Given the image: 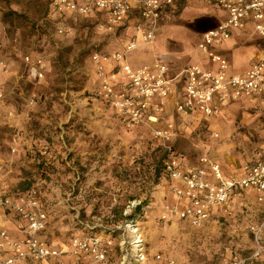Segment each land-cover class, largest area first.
Here are the masks:
<instances>
[{"label":"rangeland","instance_id":"374dc122","mask_svg":"<svg viewBox=\"0 0 264 264\" xmlns=\"http://www.w3.org/2000/svg\"><path fill=\"white\" fill-rule=\"evenodd\" d=\"M49 4L0 0V61L8 70L0 71V190H17L25 181L41 187L56 204L46 235L59 245L80 234L73 218L82 214L92 229L100 228L98 235L110 237V264L134 262L139 251L146 255L143 264H151L156 252L175 264H221L234 253L244 264H264V205L252 191L233 196L201 226L174 215L162 218L165 206L182 204L173 192L176 182L157 174L162 152L155 146L165 153L163 145L146 126L132 133L116 127L88 96L98 82L87 73L88 55L120 47V38L97 19H66L68 33L59 34L48 24ZM184 7L170 12L153 44L128 54L131 67L160 61L164 52L177 59L165 61L171 67L213 65L197 49L198 32L180 22L203 14L223 20L225 12L209 1L189 0ZM242 36L259 43L254 35ZM27 53L46 63L41 83L28 79ZM173 106L164 115L175 129L168 144L183 155L184 166L206 156L230 176L261 158L264 100L233 103L216 118L180 115ZM64 202H70L69 212L63 213ZM139 204L141 212L134 214ZM255 225H262L257 241Z\"/></svg>","mask_w":264,"mask_h":264},{"label":"built area","instance_id":"2783aa9c","mask_svg":"<svg viewBox=\"0 0 264 264\" xmlns=\"http://www.w3.org/2000/svg\"><path fill=\"white\" fill-rule=\"evenodd\" d=\"M176 0H50L49 16L54 17L59 34H66V19L93 17L100 20L106 33L121 40L120 47L107 52L93 51L89 60L97 84L92 95L103 100L114 112L121 127L131 130L146 126L164 147V174L176 182L173 192L182 204L167 205L162 218L174 215L193 226H201L214 207L223 208L230 199L242 191L252 189L256 200L264 205V142L261 158L241 166L231 176L222 174L220 165L206 156L199 164L184 166L183 155L168 144L175 135L173 122L164 119L173 101V109L180 115L198 114L215 118L224 108L238 100H264V50L243 73L228 75V61L217 50L230 37L231 30L242 29L251 23L256 34L264 39V0H200L218 5L225 18L215 27L198 32L197 49L205 54L216 69L200 63H189L173 74L161 58L149 65L133 68L128 54L151 45L156 39L162 14ZM32 79H41L46 63L42 57L27 53L23 56ZM0 71L8 70L0 61ZM180 85H183L179 90ZM1 95V94H0ZM0 210L17 215L23 220L20 227L24 237L10 238L0 231V264H44L48 258L62 256L89 257L87 264H108L112 250L110 237L83 233L70 240L67 248L52 247L43 239L47 214L36 186L24 192L7 194L0 192ZM261 226H251L256 241ZM259 250L254 255H257ZM134 262L143 264L146 255L142 251ZM151 264H175L160 252L152 254ZM236 253L221 264H244Z\"/></svg>","mask_w":264,"mask_h":264},{"label":"crops","instance_id":"0c3cea01","mask_svg":"<svg viewBox=\"0 0 264 264\" xmlns=\"http://www.w3.org/2000/svg\"><path fill=\"white\" fill-rule=\"evenodd\" d=\"M188 1L189 0H176L174 2V4L172 6H170L162 14V16L160 18V24L163 23V21L170 16V12L178 10V8H180V7L186 6ZM200 17L209 18V17H214V16L203 14ZM160 24H159V26H160ZM246 33H249L250 35H254V37L259 41V43L257 42V43L251 44V40H250V42H247L246 40H244L242 34H246ZM198 39H199V37H198ZM263 50H264V39L259 37L256 34V32L253 30V26L251 23H247L245 25V27L242 29L231 30L230 37L227 40L223 41V43L219 46L217 51L227 59V61H228L227 74L232 75V74H237V73H243L245 70H247L250 67V65L256 61L258 55ZM168 54H170V53H167V52L162 53L161 58H163L164 56H167ZM187 64H189V63L187 62L185 65H187ZM185 65H183V66L177 65L174 67H171V66H169V67L171 69V72L173 74H176V73L180 72ZM208 68L216 69L217 65L216 64L211 65L210 67L208 66ZM182 87H183V85H180L179 90H181ZM172 104H173V101H172ZM227 106H229V105H227ZM194 116H198V114H194ZM221 171H222V169H221ZM222 174L226 177L229 176V175L225 174L223 171H222ZM3 189L4 188H1V190H0L1 193L4 192V191H2ZM246 191H252L255 194V198H256V192L254 190L247 189V190L242 191L241 193L246 192ZM220 208H221L220 206L214 207L212 212H211L210 218L206 222H208L209 220H211L212 218L217 216L218 210H220ZM22 223H23V220L20 219L17 215H14L12 213H7L5 211L0 210V231H3V230L6 231L7 234L10 236V238L18 240V239H21L24 237V235L20 229ZM49 245H51L52 247L67 248L70 245V241L67 245H59L56 242H54L53 240L49 239ZM89 259L90 258L87 256L80 257V258L71 257V256H62V257H58V258H48L44 262V264H87ZM108 264H110V263H108ZM116 264H121V262H117Z\"/></svg>","mask_w":264,"mask_h":264},{"label":"trees","instance_id":"16d2710c","mask_svg":"<svg viewBox=\"0 0 264 264\" xmlns=\"http://www.w3.org/2000/svg\"><path fill=\"white\" fill-rule=\"evenodd\" d=\"M49 9H50V4H49ZM14 13L15 12H13V11H11L9 13H5L4 14L5 18H3V20H8L10 18V16L13 15ZM203 18H207V17H202V19ZM77 19L86 20V19H95V18H93V17H82V18H76V20ZM48 24L50 26H52L53 29L56 31V24H55V21H54V17L52 15L48 16ZM197 28H200V27H197ZM90 54L88 55V59L90 57ZM35 55H38V54H35ZM88 69H89V67H88ZM93 70H94L93 65H90V69L88 70L87 73H89V72L91 73V71L93 72ZM45 72H46V69L44 70V75H43V77L41 79H30V78H28V79L32 83H36V84L41 83L42 81H44ZM86 75H89V74H86ZM88 96L92 100V102L95 105L96 109H98V114H101V115L104 114L105 116H107L112 121V123H114V125L116 127L120 128L121 130H123L125 132L131 131V133H132L135 130L144 128L142 126L135 127V128H133L131 130H127V129L122 128L120 126V124L118 123V121H117L112 109L103 100L94 97L91 92H88ZM257 100H262V99L258 98ZM240 102H246V101L245 100H238L236 102H231L228 105H231L233 103H240ZM146 131L148 132L146 134V137H148L150 140H153V138L151 136V132L149 130H146ZM18 134H19V136L17 138L19 140L23 139L20 136V131H18ZM155 147H156V149H158V150H160L162 152L160 162L158 163V166L156 168L157 174H159L161 178H165L166 176L164 174V161H165V156L166 155L162 151V148H161L160 145L156 144ZM30 187L31 186H29V183L27 181H25L24 184L20 188H18L17 190L11 191V190L7 189L4 192H6L7 194L14 193V192H24L25 190H27ZM36 187H37V190H38V194H39L41 203H42V205L44 207V210H45V212L47 214V223H46V227L42 231V236H43V239L47 242V244H49V238L47 237L46 232L48 230V225H49V222H50L49 218L50 217L53 218L52 213L54 212V205H56V204L51 202V200L46 196V193L44 191H42L41 187H39V186H36ZM61 204H62V206L64 208V210H63L64 212L63 213L69 212L70 202H67V203L64 202V203H61ZM141 207H142V204L137 205L134 208V214L141 212ZM128 217L129 218L132 217L131 219H133V216H131V214ZM73 219H74V222H75L76 226L80 229V234H83V233H81V231H84V232L89 233V234L98 235L99 234L98 232L101 231V230H99L100 228H97V227L92 229L91 228V224H90L92 222L88 221L87 218H84V216H82V214H81V216L79 215L78 217H74ZM80 234H78V235H80Z\"/></svg>","mask_w":264,"mask_h":264},{"label":"water","instance_id":"95a60500","mask_svg":"<svg viewBox=\"0 0 264 264\" xmlns=\"http://www.w3.org/2000/svg\"><path fill=\"white\" fill-rule=\"evenodd\" d=\"M216 18L215 17H209V18H203L202 17H195L189 20H181V24L188 27L189 29L193 30L194 32H200V31H206L209 28H213L216 25ZM196 23H198L201 26V30L197 31L195 28ZM164 61H177V59L175 57L172 56H164L162 58Z\"/></svg>","mask_w":264,"mask_h":264},{"label":"flooded vegetation","instance_id":"af4514ba","mask_svg":"<svg viewBox=\"0 0 264 264\" xmlns=\"http://www.w3.org/2000/svg\"><path fill=\"white\" fill-rule=\"evenodd\" d=\"M197 27H200V25L198 23H196V25H195V28H197Z\"/></svg>","mask_w":264,"mask_h":264}]
</instances>
